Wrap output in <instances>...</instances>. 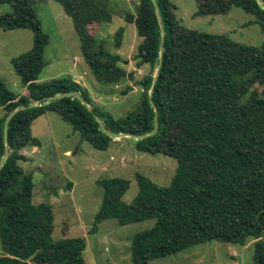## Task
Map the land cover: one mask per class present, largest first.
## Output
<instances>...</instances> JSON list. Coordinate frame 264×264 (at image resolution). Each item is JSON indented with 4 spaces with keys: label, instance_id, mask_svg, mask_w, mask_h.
<instances>
[{
    "label": "trees",
    "instance_id": "trees-1",
    "mask_svg": "<svg viewBox=\"0 0 264 264\" xmlns=\"http://www.w3.org/2000/svg\"><path fill=\"white\" fill-rule=\"evenodd\" d=\"M72 24L84 63L97 83L116 86L132 81L133 72L119 65L120 56L107 51L90 28L112 20L113 0H53ZM161 18L158 25L151 0H136L135 14L123 13L141 39L134 59L136 67L148 66L135 85L140 99L134 112L115 120L96 110L69 78L36 84L44 67L42 55L48 37L42 31L30 0H0L11 11L0 16L5 31L25 29L32 34L29 51L10 60L13 71L28 91L16 96L0 81V264H84L83 238L54 241V214L47 203H32V175L19 162L27 147H38L31 124L46 112L56 113L81 141L96 150L112 142L95 121L97 116L113 133L141 136L153 127L154 113L148 100L152 75L158 131L134 141L136 152L163 155L176 160L171 183L159 187L135 174L138 192L131 203L122 202L129 182L109 178L96 182L103 196L90 233L106 220L120 226L154 220V225L135 236L130 245L131 264L174 256L197 245L218 241L244 246L253 241L249 264H264V40L258 47L185 28L170 0H155ZM198 15L224 14L231 8L252 16L264 36V9L256 0H196ZM264 3V0H262ZM122 31L115 36L120 46ZM160 40L163 41L159 56ZM125 87L121 95H126ZM77 93L90 111L73 97L45 98ZM31 103L34 107L26 108ZM7 150L3 139L6 117Z\"/></svg>",
    "mask_w": 264,
    "mask_h": 264
},
{
    "label": "rangeland",
    "instance_id": "rangeland-1",
    "mask_svg": "<svg viewBox=\"0 0 264 264\" xmlns=\"http://www.w3.org/2000/svg\"><path fill=\"white\" fill-rule=\"evenodd\" d=\"M181 24L190 30L214 35H227L232 41L258 47L264 36L254 18L242 10L231 8L224 14L198 15L196 0H170ZM42 31L48 37L42 58L45 63L36 84L69 78L78 83L82 93L98 111L113 119L124 118L134 112L140 99L135 85L148 66L136 67L134 59L141 39L133 24L126 23L123 13L135 14L136 0H113L112 20L90 28L91 34L103 41L107 51L120 56V67L133 72L132 81L116 86L97 83L83 61L79 39L71 20L53 0H30ZM11 11L9 5H0V16ZM121 30L120 46L115 47V36ZM32 34L29 30L5 31L0 28V81L16 96H27L24 87L12 69L10 60L29 51ZM126 95H121L125 87ZM3 111L0 109V117ZM31 135L39 141L38 147H27L20 152L26 162L19 166L32 175V203H47L53 209L54 241L83 238L86 248L84 264H131L130 245L133 236L150 229L154 220L120 226L116 220H106L90 233L94 217L100 208L103 190L96 182L121 178L129 182L122 202L129 204L138 192L135 174L139 173L159 187H167L175 174L176 160L157 154L136 152L134 140H112L106 150H96L81 141L71 127L54 112H46L31 124ZM253 259V241L238 246L218 241L206 242L174 256H166L147 264H249Z\"/></svg>",
    "mask_w": 264,
    "mask_h": 264
},
{
    "label": "water",
    "instance_id": "water-1",
    "mask_svg": "<svg viewBox=\"0 0 264 264\" xmlns=\"http://www.w3.org/2000/svg\"><path fill=\"white\" fill-rule=\"evenodd\" d=\"M151 1L153 3V6H154L155 17H156L157 23H158V25H160L161 24V18H160V13H159L158 6H157L155 0H151ZM256 1L264 9V3L262 2V0H256ZM162 47H163V41L160 40L159 56L162 55ZM158 72H159V64L156 66V68L154 70V73L152 75L151 87H150V89L148 91L149 104H150V107L152 108L153 113H154L152 130L149 133H147L145 135H141V136H135V135L126 134V133H113V132L109 131L108 129H106L104 127V125L101 123L100 119L97 116L94 115V119L99 124L100 129L110 139L118 140V139H121V138H128V139H132L134 141H137V140H142V139H146V138L152 137L153 135H155L157 133V131H158V119H157V116H156V108H155V106H154V104L152 102V94H153V86H154V84L156 82V79H157V76H158ZM63 97H73V98L77 99L83 106H85V108L87 110L90 111V106L87 104V102L85 100H83L77 93H74V92H68V93H64V94H59V95L53 96L51 98H45L44 101L57 100V99H60V98H63ZM36 104L37 103H31L26 108L34 107ZM23 109L24 108H20V109L15 110L11 114H9L6 117V119H5L4 126H3V139H4V144H5V150H7L8 123H9V121L11 120V118L14 116V114L16 112H18L19 110H23ZM6 158H7V152H5L2 155L1 159H0V170H1L3 162L5 161Z\"/></svg>",
    "mask_w": 264,
    "mask_h": 264
}]
</instances>
